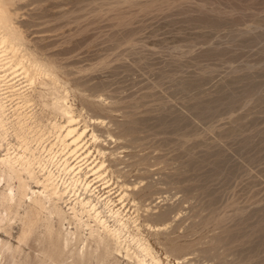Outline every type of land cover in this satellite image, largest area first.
Instances as JSON below:
<instances>
[{"label": "rangeland", "instance_id": "obj_1", "mask_svg": "<svg viewBox=\"0 0 264 264\" xmlns=\"http://www.w3.org/2000/svg\"><path fill=\"white\" fill-rule=\"evenodd\" d=\"M0 1L6 10L0 38L9 34L16 49L0 62L8 122L0 159L7 150L25 151L14 135L17 119L30 124L27 142L42 158L95 164L101 145L105 165L115 159L117 165L94 180L92 199L104 215L114 207L138 217L139 231L130 224L126 234L132 247H139L138 234L164 264H175L174 255L166 259L171 245L181 248L177 257L188 255L189 264H264V0ZM15 60L32 66L34 82ZM59 94L67 96L78 128L87 126L76 154L60 144L54 127L67 122L53 111ZM96 117L104 123L89 120ZM34 169L43 173L38 164ZM59 169L54 163L45 170L58 175ZM61 178V187L69 185L70 175ZM3 180L0 246L11 249L0 248V264H54L43 254L56 247L54 237L51 247L47 243L45 214L35 218L37 234L23 241L27 205L2 200L18 186L16 179ZM118 180L132 189L123 201ZM105 182L111 186L104 188ZM64 199L60 204L69 212L72 190ZM161 212L166 222L150 217ZM114 264L137 262L120 257Z\"/></svg>", "mask_w": 264, "mask_h": 264}, {"label": "bare ground", "instance_id": "obj_2", "mask_svg": "<svg viewBox=\"0 0 264 264\" xmlns=\"http://www.w3.org/2000/svg\"><path fill=\"white\" fill-rule=\"evenodd\" d=\"M5 12H6V10L2 7L1 1H0V16H1V14H4ZM0 22H1V17H0ZM13 43H14V41L12 42L9 34H4L0 38V62H2L4 60V57H7V54L9 52L13 53V56H14V53H16L15 52L16 49H15V46ZM15 55H17V54H15ZM22 55H21V57H22ZM15 58H18V55ZM24 59H26V58H22V60H24ZM22 60H20V62H16V60H15L16 65L18 63V66H20V70L22 71L21 74L25 77V79L28 82H30V83L34 82L33 81L34 77H35L34 76L35 73L33 71L34 69L31 68L32 66H30V64L29 65L27 63L25 64L24 62H22ZM33 67H34V65H33ZM37 71H38V69H37ZM2 79H3V76L0 75V82ZM47 83H48V81H47ZM51 83H49V84H51ZM56 86H57V84H56ZM61 89H60V91L62 92ZM56 90H57V87H56ZM2 95H3V93L0 94V137L2 134L1 132H6L7 125H8V122L4 118L5 111H6V105L3 102ZM59 95H61V94H59ZM64 95L63 96L57 95L56 96L57 98L54 100L55 102L52 103L53 104L52 106H53V111L58 112V114H62L63 118H65L67 120V122L65 125H55L54 127L59 128L58 130H60V134L58 136V141L60 142V144L62 146H64L65 149H69V150L71 148L75 147V149L72 150V154H76L78 148L80 147L79 143L81 142L82 138L86 134L87 126H85L82 130H80L78 128V126L76 124L77 118L73 114V111H72L71 107L69 106V104H67L68 103L66 101L67 96L66 95L64 96ZM24 101H22V102L23 103H27V102L29 103L30 99H24ZM18 109H19V105L14 109V114H16V111H18ZM56 112H53V114ZM58 114H56V115H58ZM17 120L18 121L15 122L14 125L12 123V125H13L12 127L15 130L14 135H16V138L23 140V142H24L23 145H25L26 148L24 147L25 151L23 153H21V154L16 153L14 155H11L9 153V151L7 150L6 155L0 159V178L2 180L4 178H8L10 180L16 179L18 182V183L16 182L18 184V186L16 185L17 186L16 190L13 188L12 189L9 188L8 193L2 194V195H4L2 200H5L7 202V204L9 203V204H11V206H12V204L14 206H20L23 203L27 205V207H26L27 209H26V213H25L26 218H27L26 219L27 222L25 223V228H23V231L21 232L23 235V241H24V238L25 239H27L28 237L31 238V236H34V234H37L36 232L38 231L37 230L38 227H37V222L35 221V218H37V216L39 214H43V215L45 214L44 215L45 217L44 216L43 217L45 219L44 222H46V223L45 224L43 223V224L46 227L47 237L49 238V240H48L46 237V240H47V243L50 245V247L56 242L55 243L56 247L54 249L52 247L49 249V246H48V248L46 247V250H43L46 252H44L43 254H46V257L48 258V260L50 259L51 262H54V264H56V263L61 264V262H62V264H100V263L114 264L115 262L119 261L120 257H126L129 259H133L134 261L137 262V264H164L162 259H160L157 256L152 255L150 247L142 243V240L139 237H137V236H139L138 234H137V236L135 235L133 239L136 240L139 247H138V249L132 247L131 241L129 239V237L131 235L126 236V234H128V232H129V229L131 227L130 224H133L134 229L139 231L138 217L137 218L136 217L132 218L130 216L127 217V215L123 214V212L121 211V208L115 209L114 207L109 208V215H104L103 211L100 210V208L98 207V203L92 199V193H93L92 187L95 184L94 180L95 179L101 180L104 177V174H105V172H107V169H108L107 166L109 164H110V166L117 165V164H115V163H117L116 159L114 161H111L110 163L107 161L109 164L105 165L106 164V158L105 157H106V153H107L106 151L107 150L105 151V149H103V147L98 144L100 142V139H99V136L97 135V133H95V131H94L95 129H92L93 131L91 133V138L94 140L95 143H97V145H99V146H97V152L102 159L100 158V161L95 163V164H93V163L89 164V163H87L88 160H85L87 158V156H86L84 159L85 162L80 163L81 161H79L74 165H70L66 159L64 161L60 162L56 156H52V157H48V158H44V157L42 158L41 156H36L34 150H31V148L29 146L30 144H29V142H27V138L25 136V131L30 126V124L26 123L22 119H17ZM89 120H92V123H94V124L97 123V124L101 125L104 123L103 119L101 120V118H97V117L92 118V119L90 118ZM87 136H88V134H87ZM2 138H3V135H2ZM111 154H113L112 150H111ZM110 159L112 160V158H110ZM54 163L58 164V168L61 167V169H59L58 175L53 173L52 171H46L45 170L47 165L54 164ZM34 164H38L39 167L42 168L41 169V171L43 172L42 174L37 175V173L35 172V169H34ZM85 168H87L88 171H84L83 175H81L80 173ZM117 172H120V171H117ZM62 173L70 175V177H71L69 185H66L64 182L63 187H61L62 185L60 184V181L62 179L61 178ZM88 173L89 174L91 173V174L88 175ZM24 174H26L28 178L32 179L36 183L37 186L42 187V190L41 189L40 190L32 189V187L28 184L29 182H27L26 179L23 177ZM92 176H95L94 179L89 180V177H92ZM118 177L121 178L123 176L119 175ZM118 177H117V179H118ZM3 182H4V180H3ZM119 182L117 183L118 184V192L120 191L118 195H121L120 201H123L125 198L129 197V195H130L129 191H131L132 189L125 182H123V181H119ZM107 183L108 182H105L104 185L105 184L107 185ZM77 186H81L83 188L82 190H84L85 193L84 194L77 193L76 192L77 191L76 189L78 188ZM110 186L111 185H107L104 188H108ZM69 189L72 190L73 195H74V199L70 202L71 205L68 207L69 212H67L61 206L60 203H61V201L66 202V201H64L65 200L64 197L68 193ZM89 192H90L89 195H85V194H88ZM0 194H1V192H0ZM138 194L139 193L135 192V193H133V196L138 195ZM149 195H151V194H149ZM109 201H110V199H109ZM24 211H25V209H24ZM137 211L138 210H136V212ZM164 212L163 213L161 212L160 214L158 213V215H155V214L152 216L150 215V217H152V218L154 217V218H157L159 220L160 219L161 220L166 219L167 213H164ZM53 217L58 219L57 221H58L59 227H57V228H55V225L53 224V222H54L52 220ZM142 218L144 219V217H141V219ZM145 219H146L145 220V222H146L148 218L145 217ZM3 220H4V215L2 216L0 214V224ZM26 220H24V221H26ZM149 220H150V218H149ZM40 221H41V219H40ZM57 221H56V223H57ZM142 221H144V220H142ZM163 221H165V220H163ZM148 223H151V222H148ZM72 225H74L73 226L74 228L71 227ZM167 225H164L165 227H158L157 226V228L155 230L161 231V230L167 229L166 228ZM56 226H57V224H56ZM149 227L152 228V226H149ZM42 228H43V226H42ZM72 229L74 231H72ZM136 233H138V232H136ZM44 237H45V233H44L43 238ZM53 237L56 238L55 242H53V240H55V239H53ZM40 238H39V240H40ZM43 238H42V240H43ZM19 240H22V239L19 238ZM3 245L5 246V243L2 244V246ZM7 245L9 246V248H6ZM7 245L4 248H2L0 246V248L3 249V250L2 249L1 250L2 251H6L5 249L10 250L11 249L10 245L9 244H7ZM171 246L172 247H169L167 249L168 255L166 253V256H167L166 259L169 260V257L171 256V258H173L172 255H174L175 256L174 258L176 259L175 264H189V258H187L188 255L185 254V255H180L177 257L176 255H178L182 251L181 248L179 246H175V245L174 246L171 245ZM15 249H16V247H15ZM13 250H14V248H13ZM16 250H18V249H16ZM43 251L41 250V252H43ZM12 257H13V255H12ZM42 257H43V255H42ZM147 257H148V259H147ZM68 259L70 261H71V259H73V261L68 262L69 261ZM38 263L40 264V262H38ZM167 264H170L169 261L167 262Z\"/></svg>", "mask_w": 264, "mask_h": 264}]
</instances>
